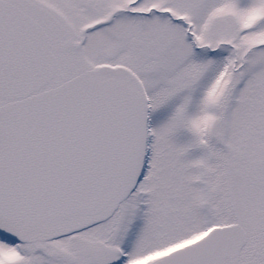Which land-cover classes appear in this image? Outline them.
Segmentation results:
<instances>
[{
  "label": "snow or ice",
  "instance_id": "6c2138e0",
  "mask_svg": "<svg viewBox=\"0 0 264 264\" xmlns=\"http://www.w3.org/2000/svg\"><path fill=\"white\" fill-rule=\"evenodd\" d=\"M0 264H264V0H0Z\"/></svg>",
  "mask_w": 264,
  "mask_h": 264
}]
</instances>
